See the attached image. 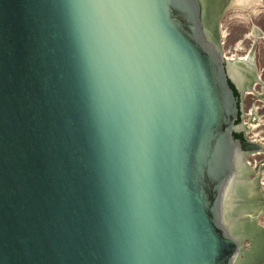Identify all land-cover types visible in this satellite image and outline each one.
<instances>
[{"label":"water","instance_id":"water-1","mask_svg":"<svg viewBox=\"0 0 264 264\" xmlns=\"http://www.w3.org/2000/svg\"><path fill=\"white\" fill-rule=\"evenodd\" d=\"M228 5L0 0V264H242L264 146Z\"/></svg>","mask_w":264,"mask_h":264},{"label":"rangeland","instance_id":"rangeland-1","mask_svg":"<svg viewBox=\"0 0 264 264\" xmlns=\"http://www.w3.org/2000/svg\"><path fill=\"white\" fill-rule=\"evenodd\" d=\"M262 2L254 3L247 9L226 10L220 20V28L221 34L224 31L221 41L225 56L234 57L238 55L239 58L245 57L249 54L255 40L257 42L256 62L257 75H260V81L253 83L255 89L253 92H246L242 103L244 110L243 120L247 124L252 123L251 119H254L255 112L259 123L254 129H251V133H246L249 137L253 135L257 137L258 135V138L264 141V98L258 95V93H264V0ZM254 31L261 33L258 39H255V36L252 35ZM261 160H264V152L248 157V161L253 166ZM250 176L254 178L255 174H251ZM261 177L263 178V180L261 178V182L264 183V169L262 170ZM262 185L264 188V184ZM250 195H252V190ZM257 197L260 198L259 193H257ZM260 219L264 222V215L258 221L256 219L253 220L256 226H258ZM247 243V240H245V244ZM251 251L250 249L247 254L250 255Z\"/></svg>","mask_w":264,"mask_h":264},{"label":"flooded vegetation","instance_id":"flooded-vegetation-1","mask_svg":"<svg viewBox=\"0 0 264 264\" xmlns=\"http://www.w3.org/2000/svg\"><path fill=\"white\" fill-rule=\"evenodd\" d=\"M249 72L250 71H248V73H247L248 77H250ZM241 73L243 74V76L244 75L246 76V72L244 73V71H243ZM230 84H231V87L234 89L235 95L238 96V98H239V117H238L237 122L246 124V122L243 120L244 110H243V104L242 103H243V99L246 95V91H247L246 89L248 87L245 84H244L245 86L242 84V86L240 87L237 83L234 82V80H231ZM242 88H245L243 91V94L241 93ZM247 128L248 127L246 125L243 126L239 131H237L235 133V136L237 138H240L243 140L245 138H249L248 134L246 133L247 131L245 130ZM250 156H252V155H250ZM249 163L251 166H253L251 162H249ZM257 165L253 166V168L256 167L255 169L257 170L255 175L256 174L258 175L260 173L259 171H260V168L264 165V160L258 161ZM252 192H253V190H252ZM256 220L258 221L259 218ZM248 227L249 228H247L246 232L248 231V234L253 235L255 240L253 243H251V241L249 239H247L248 243L247 244H245V242L243 243V246L246 249V251H249L250 249L252 251H251L250 255L249 254L245 255L244 253L241 254V261H242L241 263L242 264H264V222H262V220L260 219V225L258 224V226H256L254 223H251V225H249Z\"/></svg>","mask_w":264,"mask_h":264},{"label":"bare ground","instance_id":"bare-ground-1","mask_svg":"<svg viewBox=\"0 0 264 264\" xmlns=\"http://www.w3.org/2000/svg\"><path fill=\"white\" fill-rule=\"evenodd\" d=\"M228 2H229V5H228V9H237V8H239V9H247V8H249L250 6H252V4H254V3H258V2H262V0H228ZM263 3V2H262ZM259 5V4H258ZM222 30H223V28H222ZM258 30V29H257ZM226 34V33H225ZM261 33L260 32H258V31H254L253 33H252V35H254L255 36V39L257 38L258 39V37H259V35H260ZM222 37L224 36V31H222ZM253 36V37H254ZM222 37H221V39H222ZM222 42V41H221ZM240 46V45H239ZM241 48V47H240ZM248 54V53H247ZM247 56H249V54L247 55ZM247 56H245V57H241V58H243V59H246L247 58ZM226 57V59L228 60H233V59H235V58H239L238 57V55L237 56H234V57H228V56H225ZM250 73V72H249ZM258 76H260V75H258ZM256 82V81H255ZM257 82H259V81H257ZM240 84V83H239ZM256 84V83H255ZM244 85V84H243ZM245 86V85H244ZM255 86V85H254ZM247 91L246 92H248V91H254L255 89H254V87H253V84L251 85V87L248 89H246ZM251 92V93H252ZM256 92V91H255ZM258 95L261 97V98H264V93H258ZM254 114H255V116H254V119L252 118L251 119V121H252V123H250V124H247V126H248V128L247 129H245L246 131H247V133L248 132H250L251 131V129H254L256 126H257V124L259 123L258 122V119H257V117H256V113L254 112ZM251 133V132H250ZM254 134H256V133H254ZM251 140H253V141H255V142H260V143H262V145L264 146V141H262L260 138H258V135H257V137H255L254 135L252 136V137H249ZM261 152H264V147H263V150H259V151H257V152H254V153H252L251 155L253 156V155H255V154H259V153H261ZM257 165V164H256ZM258 166V165H257ZM253 167V166H252ZM256 168V167H255ZM254 168V170H256ZM264 169V165L260 168V176L259 177H261V173H262V170ZM257 171V170H256ZM257 175V174H256ZM262 178V177H261ZM262 180H263V178H262ZM262 183V182H261ZM262 184H264V183H262ZM254 194V192H252V195ZM243 215L244 216H246V218H248V219H251V220H253V219H258V218H260L261 216H263L264 215V200H262V203L261 204H259V205H257V208H255L254 210H245V211H243Z\"/></svg>","mask_w":264,"mask_h":264}]
</instances>
